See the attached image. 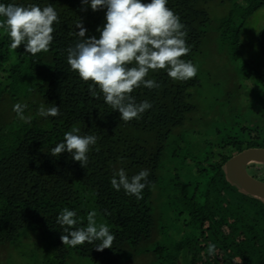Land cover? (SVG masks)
Wrapping results in <instances>:
<instances>
[{
  "label": "trees",
  "instance_id": "1",
  "mask_svg": "<svg viewBox=\"0 0 264 264\" xmlns=\"http://www.w3.org/2000/svg\"><path fill=\"white\" fill-rule=\"evenodd\" d=\"M0 3L51 5L59 18L53 25L49 50L36 55L25 52L24 45L12 49L10 37L0 29V264L28 230L54 250L44 264H142V257L148 258L146 264H170V260L172 264H264V200L240 190L226 174L230 159L248 149L264 148V122L259 119L264 118V105L255 127L245 124L238 131L236 127L211 131L209 114L206 119L203 115L196 118L200 108L195 90L202 85L200 76L176 81L164 69L150 71L146 77L156 80L159 88L141 85L132 93L137 103L147 100L152 107L139 118L124 122L102 94L99 99L90 95L91 81L80 79L67 63V48L81 39L76 35V22L82 21L87 37L99 38L97 29L106 23V9L93 11L81 0ZM214 4H219L218 0H168L167 7L180 17L187 32L190 51L182 57L185 61L194 64L200 53L213 23ZM222 4L232 6L218 20L217 34L230 45L243 81L255 86L262 104L264 71L247 60L242 35L251 30L253 16L264 10V0H223ZM256 37L264 57V26ZM18 103L27 105L23 115L30 120L20 119L13 111ZM41 104L46 109L59 106V115H37ZM195 120L202 121L204 125L199 126L203 130L193 125ZM73 126L80 129V135L97 137L84 167L66 151L57 157L51 155V149L63 142ZM191 131L199 138L197 143L175 142ZM186 145L191 151L186 150V156L181 157ZM168 151L189 165L193 183L188 181L185 186L190 195L184 209L158 215L156 201L168 196L171 204L184 172L175 169V178L164 180ZM120 168L129 177L149 170V186L142 199L112 187L111 177ZM64 208L77 213L76 227L86 226L87 214L95 210L97 223L107 224L115 236L112 247L97 251L99 241L76 247L63 245L60 237L64 227L57 223V217ZM168 219L170 223L164 224ZM159 232L168 241L178 236V243L185 238L189 242L181 248L174 241L156 242ZM209 244L215 245L212 254Z\"/></svg>",
  "mask_w": 264,
  "mask_h": 264
},
{
  "label": "clouds",
  "instance_id": "2",
  "mask_svg": "<svg viewBox=\"0 0 264 264\" xmlns=\"http://www.w3.org/2000/svg\"><path fill=\"white\" fill-rule=\"evenodd\" d=\"M93 11L106 9V23L97 29L100 33L87 37V29L81 20L76 22V33L81 39L67 48V63L77 72L80 79L91 81L89 93L120 113V119L129 122L139 118L152 107L147 100L137 103L132 95L141 85L148 89L159 88L154 79H146L150 71L167 70V75L176 81H186L196 76L198 69L189 60L182 59L190 51L185 25L180 17L167 7L168 0H81ZM86 10V8H85ZM0 29L11 39L10 47L18 49L24 45L25 52L36 55L47 52L53 41L54 23L59 22L58 13L51 6L41 8L35 4L27 6L0 3ZM133 65V66H130ZM99 89V92L97 91ZM27 105L15 104L20 119ZM37 115L58 116L59 106L45 108L40 105ZM80 129L73 126L64 134L63 142L51 149L52 156L65 151L84 167L88 163L90 146L97 143L95 135H80ZM149 170L128 176L125 169L114 171L110 183L114 189H123L126 194L142 199V192L149 186ZM154 187V185H152ZM77 213L64 208L57 217V223L64 227L61 235L63 245L76 247L85 242L99 241L97 251L111 248L115 236L105 223H97L95 210L87 214V225L76 227ZM66 233V234H65ZM208 251L214 253L215 245L209 244Z\"/></svg>",
  "mask_w": 264,
  "mask_h": 264
},
{
  "label": "rangeland",
  "instance_id": "3",
  "mask_svg": "<svg viewBox=\"0 0 264 264\" xmlns=\"http://www.w3.org/2000/svg\"><path fill=\"white\" fill-rule=\"evenodd\" d=\"M222 2L223 0H218L219 4H214L213 6L211 11L213 19L212 26L209 28L200 53L196 54L194 58V64L198 69L197 75L200 76L202 81L201 87L195 90V101L199 103L200 108L196 118L201 119L205 116L204 118L206 119L209 114L210 116H208L209 118L207 117V119L212 123L211 131L216 127H219L221 130L224 128L229 130L232 129V127H236V131H238V128L245 124L249 127L257 126L259 122L258 117L262 114L259 110L261 106L264 105V101L261 99L262 104H260V98L258 99V95L254 92L255 86L248 83V81H243L240 64L232 55L230 45L227 42L221 41L217 34L215 27L216 24H218V20L227 15L229 8L232 6H224ZM263 26L264 10L258 11L253 16L248 27L251 30L245 32L242 35V39L243 46L247 51L245 55L247 60L251 61L256 68H261L264 71V57L259 51L256 37V33ZM205 119L203 123L206 121ZM259 119L260 123L264 122V118L262 119L259 117ZM199 122L200 121L195 120L193 125L196 123V126L201 127L199 126ZM203 123L201 121L200 125ZM262 125L264 126V124ZM201 128L203 130V127ZM204 134L206 135V133ZM180 138L181 137H177L175 142L187 141L188 143H197L199 140L195 134L193 135V131L187 135H183L181 139ZM174 149L175 148L171 147V150L174 151ZM186 150L191 151V148H188L186 145L183 154L181 153L180 155L181 157L186 156L188 153ZM164 163V180L175 178V169H179V171L183 169L184 172H181L179 186H177L178 189L174 192L171 204H169L170 201L167 198L168 196L162 199V201H156L157 205L155 206V211L158 215L167 214L170 209L177 210V213L181 209H184L186 206V197L190 195V193L185 190V186L188 181L192 182L190 180L191 177L189 178L190 167L188 164L183 163L181 158L175 159L173 153L171 154V152L168 151L166 152ZM248 171L251 176L259 180H264V178L259 177L261 174L264 175V165L252 164L251 167L249 166ZM166 194L169 195L170 193ZM166 223H170L169 219L164 222V224ZM156 238V242L160 241L164 244L170 241H174L175 243L181 241V238L178 236L168 241L169 238L163 234L160 235V232ZM188 242L189 239L185 238L181 243L177 244V247L181 248L182 245H187ZM53 251L50 244L47 242L40 243L38 235L28 230L27 234L18 244L8 250L1 264H44L49 262ZM140 260L142 264H146L148 258L142 257ZM144 261L145 263H143ZM85 262L86 261H82L79 263L88 264ZM138 263L139 262L136 261L135 264ZM172 263L173 262L170 260V264Z\"/></svg>",
  "mask_w": 264,
  "mask_h": 264
},
{
  "label": "water",
  "instance_id": "4",
  "mask_svg": "<svg viewBox=\"0 0 264 264\" xmlns=\"http://www.w3.org/2000/svg\"><path fill=\"white\" fill-rule=\"evenodd\" d=\"M252 164H264V148L248 149L230 159L226 163L227 178L245 193L264 200V182L249 174Z\"/></svg>",
  "mask_w": 264,
  "mask_h": 264
}]
</instances>
